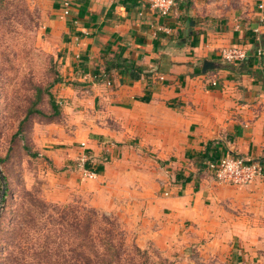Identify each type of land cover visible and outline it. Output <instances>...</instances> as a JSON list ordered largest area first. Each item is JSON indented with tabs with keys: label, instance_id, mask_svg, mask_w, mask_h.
Returning a JSON list of instances; mask_svg holds the SVG:
<instances>
[{
	"label": "crops",
	"instance_id": "crops-1",
	"mask_svg": "<svg viewBox=\"0 0 264 264\" xmlns=\"http://www.w3.org/2000/svg\"><path fill=\"white\" fill-rule=\"evenodd\" d=\"M174 1L162 16L145 0H52L46 25L63 36V70L113 126L83 142L88 161L102 170L103 159L119 164L117 152L121 160L139 134L177 149L164 193L148 205L154 238L164 244L191 230L220 245L258 244L264 180L225 185L209 165L232 155L258 161L264 173V0ZM233 44L245 46L246 59L220 61L219 49ZM204 60L219 67L202 74Z\"/></svg>",
	"mask_w": 264,
	"mask_h": 264
},
{
	"label": "rangeland",
	"instance_id": "rangeland-1",
	"mask_svg": "<svg viewBox=\"0 0 264 264\" xmlns=\"http://www.w3.org/2000/svg\"><path fill=\"white\" fill-rule=\"evenodd\" d=\"M51 2L0 0V264H264V240L220 245L191 230L164 244L154 238L148 205L164 193L177 149L162 150L139 134L123 144L121 160L117 152L119 164L103 159L96 179L83 175L81 143L100 140L98 129L113 126L63 70V36L46 25ZM30 109L38 113L27 116ZM35 194L57 207L37 215L30 205ZM88 208L98 213L93 228H108L109 235L88 241ZM44 220L47 228L35 223Z\"/></svg>",
	"mask_w": 264,
	"mask_h": 264
},
{
	"label": "built area",
	"instance_id": "built-area-1",
	"mask_svg": "<svg viewBox=\"0 0 264 264\" xmlns=\"http://www.w3.org/2000/svg\"><path fill=\"white\" fill-rule=\"evenodd\" d=\"M151 9L156 11L160 15H167L171 8L174 6V0H145ZM68 3L64 2L63 15H67L69 12ZM260 55V50L258 51ZM219 57L223 62H240L246 59L247 49L244 45L233 44L219 49ZM212 82V85H215ZM81 146L85 148V143H81ZM88 161L86 154L82 155L79 163V168L82 170L83 175L88 179H96L98 172L94 168L89 169L85 165ZM209 167L213 170L214 177L217 182L231 185V186H247L252 184L258 179L264 180V173L261 164L258 161L252 159H246L243 157L225 155L216 164L212 163Z\"/></svg>",
	"mask_w": 264,
	"mask_h": 264
},
{
	"label": "trees",
	"instance_id": "trees-1",
	"mask_svg": "<svg viewBox=\"0 0 264 264\" xmlns=\"http://www.w3.org/2000/svg\"><path fill=\"white\" fill-rule=\"evenodd\" d=\"M264 60V59H263ZM109 67L111 68L112 67V65H107L106 67H105V70L107 71V70H109ZM128 67V66H127ZM119 68V67H118ZM134 68V70H136V71H138L139 72V68H135V67H133ZM48 97H49V103H50V107L52 108V110H53V112L54 113H56L57 112V110H56V104H55V101H54V99H53V96L51 95V94H49L48 93ZM33 113H38V111H35L34 109H30V110H28L27 111V116L28 115H31V114H33ZM17 134H18V132H17ZM90 161V160H89ZM89 161H87L86 163V166H87V168H89V169H91V168H93V165H92V163H90ZM89 163V164H88ZM95 170L99 173V171L101 170V166H97V167H95ZM31 198H32V200H31V203H30V205H31V207H32V209L33 210H35V212L37 213V215H44L46 212H47V210H45V209H48V208H56L57 206H55V205H51V204H46L44 201H42L39 197H37V195L35 194V195H31ZM4 199H5V195L3 196V200H2V202L4 201ZM43 209L45 210V211H43ZM91 215V217L90 216H88V215ZM98 213L94 210V209H89L88 208V211H87V214L85 215V226H84V228H83V230L85 229V237H87V239H88V241H91L92 239H95V237H97V235H100V234H104V232L107 234V235H109V230H108V228L107 229H105V228H98L97 230L96 229H94L93 228V226H94V224H95V220L93 219V220H91V218H92V215L93 216H96ZM105 220H107V219H105ZM108 221V220H107ZM105 222V221H104ZM20 223V221H18V223L16 224V225H18ZM25 223V222H24ZM28 223H31V221L29 220L28 221ZM35 223H37V224H39V225H42L44 228H47V225H48V220H44V221H36ZM106 224H108L109 226H113V223L112 222H105ZM19 227V230H20V226H18ZM43 247V250H47V249H49L48 247H44V246H42ZM86 264H108V263H98V262H91V261H88ZM110 264V263H109Z\"/></svg>",
	"mask_w": 264,
	"mask_h": 264
},
{
	"label": "water",
	"instance_id": "water-1",
	"mask_svg": "<svg viewBox=\"0 0 264 264\" xmlns=\"http://www.w3.org/2000/svg\"><path fill=\"white\" fill-rule=\"evenodd\" d=\"M192 25H193V22L190 21V26H192ZM218 67H219L218 64L211 62V61H208V60H204L202 63V66H201V73L205 74L206 72L217 69ZM0 179L1 180L3 179L1 174H0ZM3 196H4V189H2L0 192V201L3 200Z\"/></svg>",
	"mask_w": 264,
	"mask_h": 264
}]
</instances>
